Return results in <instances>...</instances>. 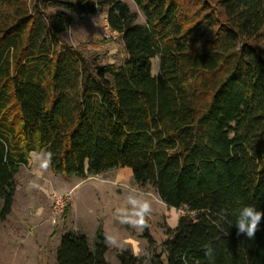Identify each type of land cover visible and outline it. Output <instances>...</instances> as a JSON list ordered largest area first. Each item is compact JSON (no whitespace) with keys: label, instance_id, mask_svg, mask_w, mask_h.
<instances>
[{"label":"trees","instance_id":"16d2710c","mask_svg":"<svg viewBox=\"0 0 264 264\" xmlns=\"http://www.w3.org/2000/svg\"><path fill=\"white\" fill-rule=\"evenodd\" d=\"M132 1L143 24L121 0H0V221L19 167L50 151L53 174L128 168L184 209L167 229L165 260L123 249L119 264H264V221L254 239L233 225L242 206L264 210V0ZM106 4L126 59L92 66L60 34L66 11ZM107 250L101 226L92 245L68 230L56 264H110Z\"/></svg>","mask_w":264,"mask_h":264},{"label":"rangeland","instance_id":"374dc122","mask_svg":"<svg viewBox=\"0 0 264 264\" xmlns=\"http://www.w3.org/2000/svg\"><path fill=\"white\" fill-rule=\"evenodd\" d=\"M121 1L137 13L136 22L143 24L144 17L133 1ZM56 10L64 9L47 8L48 12ZM107 10L106 4L93 15L77 16L66 11L72 22L60 34V40L81 51L92 66L120 65L126 59L120 35L104 36L108 26ZM158 69L159 60L155 57L152 74ZM33 168L30 159L28 165L20 166L14 175L16 190L12 209L5 220L0 221V264H56V249L65 231L83 233L92 245L99 226L105 236L112 235L117 240L115 245L107 243L105 258L110 264H119L117 252L123 249L142 255L154 248L165 260L162 243L167 238V229L174 228L179 215L185 211L168 207L150 185L135 184L129 169L115 168L82 178L53 174L49 168L37 177ZM129 191H138L151 202L152 211L142 230L116 218V211L125 206ZM57 196L63 201L59 212L54 201ZM145 232L153 240L151 247L144 237Z\"/></svg>","mask_w":264,"mask_h":264},{"label":"clouds","instance_id":"9594fccd","mask_svg":"<svg viewBox=\"0 0 264 264\" xmlns=\"http://www.w3.org/2000/svg\"><path fill=\"white\" fill-rule=\"evenodd\" d=\"M53 155L50 151L30 153L31 162L34 164L33 172L37 177L50 167ZM151 211V202L142 193L129 191L125 206L116 211V218L121 223H128L142 230L146 226V217L151 214ZM262 221H264V210H259L254 205H245L236 210L233 225L237 229V236L244 235L247 239H254L257 231L260 230ZM106 242L110 245L117 244L116 238L112 235L106 236ZM212 252L213 249L210 245L205 246L206 256L211 257Z\"/></svg>","mask_w":264,"mask_h":264},{"label":"built area","instance_id":"2783aa9c","mask_svg":"<svg viewBox=\"0 0 264 264\" xmlns=\"http://www.w3.org/2000/svg\"><path fill=\"white\" fill-rule=\"evenodd\" d=\"M113 33H116V32L112 31L109 26H106V31L104 33L105 38H110ZM54 201H55V208L57 209V212L61 211L63 208L62 197L57 196L54 198Z\"/></svg>","mask_w":264,"mask_h":264},{"label":"crops","instance_id":"0c3cea01","mask_svg":"<svg viewBox=\"0 0 264 264\" xmlns=\"http://www.w3.org/2000/svg\"><path fill=\"white\" fill-rule=\"evenodd\" d=\"M153 59H154V58H153ZM153 59H152V60H153ZM152 60H151V66H152ZM151 72H152V69H151ZM155 72H156V71H155ZM156 74H157V73H155L154 75H156ZM127 169H128V168H127ZM129 170H130V169H129ZM130 171H131V170H130Z\"/></svg>","mask_w":264,"mask_h":264}]
</instances>
